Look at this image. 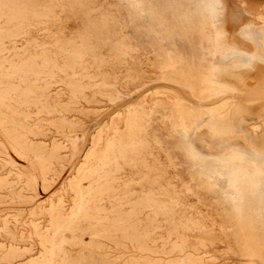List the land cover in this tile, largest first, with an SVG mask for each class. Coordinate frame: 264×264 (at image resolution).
<instances>
[{"label": "rangeland", "instance_id": "374dc122", "mask_svg": "<svg viewBox=\"0 0 264 264\" xmlns=\"http://www.w3.org/2000/svg\"><path fill=\"white\" fill-rule=\"evenodd\" d=\"M124 2L0 0V264H246L237 204L208 173L216 154L181 139L172 102L152 105L170 89L201 103L162 80L156 46L153 64L130 45ZM214 44L221 95L203 106L259 117L264 101L247 103Z\"/></svg>", "mask_w": 264, "mask_h": 264}, {"label": "bare ground", "instance_id": "6f19581e", "mask_svg": "<svg viewBox=\"0 0 264 264\" xmlns=\"http://www.w3.org/2000/svg\"><path fill=\"white\" fill-rule=\"evenodd\" d=\"M124 1L135 16L130 23L123 20L130 45L144 52L153 64L157 61L151 58L150 51L154 49L150 48L151 44L156 46L167 59L162 80L188 89L201 103L191 104L170 89L155 91L154 97L168 98L155 100L152 105L164 104V110L172 112L168 108L172 102L181 139L193 133L210 155L216 154L206 164L208 173L228 188V198L237 204L236 228L245 247L244 262L264 264V113L253 120L239 116L234 121L222 112L224 102L203 106L221 95L222 86L210 76L213 59L219 54L215 40L223 45L220 64L232 68L238 85L247 90L242 97H246L248 104L264 101V9L252 6L240 9L229 0ZM120 10V17L125 16L124 10ZM146 97L140 102H145ZM241 143L245 147H239ZM227 157L233 172L222 166ZM222 229L226 252L234 254L236 250L223 222Z\"/></svg>", "mask_w": 264, "mask_h": 264}, {"label": "crops", "instance_id": "0c3cea01", "mask_svg": "<svg viewBox=\"0 0 264 264\" xmlns=\"http://www.w3.org/2000/svg\"><path fill=\"white\" fill-rule=\"evenodd\" d=\"M252 126V125H251Z\"/></svg>", "mask_w": 264, "mask_h": 264}]
</instances>
